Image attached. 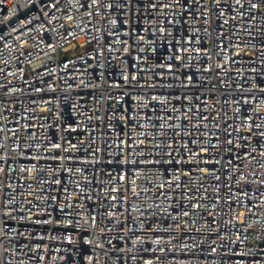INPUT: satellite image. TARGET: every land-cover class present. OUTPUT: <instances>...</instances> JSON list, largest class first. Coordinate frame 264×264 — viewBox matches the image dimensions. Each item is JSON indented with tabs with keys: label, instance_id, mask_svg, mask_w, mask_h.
<instances>
[{
	"label": "built area",
	"instance_id": "1",
	"mask_svg": "<svg viewBox=\"0 0 264 264\" xmlns=\"http://www.w3.org/2000/svg\"><path fill=\"white\" fill-rule=\"evenodd\" d=\"M0 264H264V0H0Z\"/></svg>",
	"mask_w": 264,
	"mask_h": 264
}]
</instances>
